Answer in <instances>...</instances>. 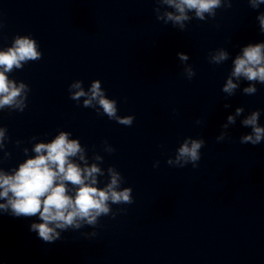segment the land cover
Returning a JSON list of instances; mask_svg holds the SVG:
<instances>
[{
  "label": "clouds",
  "instance_id": "clouds-1",
  "mask_svg": "<svg viewBox=\"0 0 264 264\" xmlns=\"http://www.w3.org/2000/svg\"><path fill=\"white\" fill-rule=\"evenodd\" d=\"M155 3L157 6L153 11L156 19L165 25L171 23L173 28L180 31H185L187 23L193 19L205 21L215 18L217 9L232 7V0H155ZM248 4L256 10L264 5V0H248ZM256 19L261 34H264V12H260ZM41 57L39 44L27 35H17L10 47L0 51V110H25L30 88L23 81L10 79L9 74ZM177 57L184 64L185 78L191 80L196 73L187 64L189 55L178 52ZM229 58L230 54L225 48L215 49L208 54V62L213 65H221ZM232 65L222 92L231 97L240 88V82L246 81L247 86L242 92L254 95L257 92L256 84L264 85V42L249 43L242 47L232 59ZM68 92L69 99L78 104L82 100L84 108L96 109L98 115H106L109 120L128 127L134 122L135 117L132 115H118L117 101L106 95L98 79L91 82L87 91L82 80H74L68 86ZM224 107L229 108L231 105L226 103ZM243 113V107H236L235 113L227 116V122L222 125L224 131L216 137L217 142L229 137V125H235L237 117ZM260 116L261 111L257 109L241 120L244 128L251 129L240 137L241 144L256 146L264 141V126L259 123ZM7 131L6 127H0V152L3 153V159L11 157V152L7 150V142L10 141ZM71 137V132L63 130L58 131L48 142H35L38 138L33 136L28 141L32 143L31 150L23 148L27 157L23 162L8 170L0 167V200L4 201L0 203V213L17 218L38 217L40 222L31 223L29 230L37 233L38 238L45 243L60 240L61 233L70 229L79 230L85 225L94 228L102 216L111 215L115 218L117 213L112 211V205L134 203L133 190L131 187H121L125 178L116 167H101L104 157L96 152H93L90 163L86 146L78 138ZM21 143L15 141L17 147ZM205 143L203 138H185L176 149L175 156L167 159V165L184 168L191 164L196 169ZM29 151L34 155L29 156ZM103 151L111 155L116 150L105 140ZM158 166L159 161L154 162L153 167ZM105 176L107 182L100 187L99 178Z\"/></svg>",
  "mask_w": 264,
  "mask_h": 264
}]
</instances>
